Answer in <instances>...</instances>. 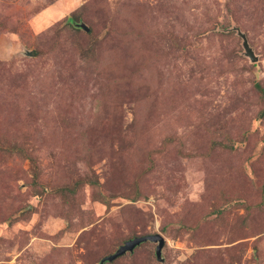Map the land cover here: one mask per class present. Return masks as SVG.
<instances>
[{
  "label": "rangeland",
  "instance_id": "rangeland-1",
  "mask_svg": "<svg viewBox=\"0 0 264 264\" xmlns=\"http://www.w3.org/2000/svg\"><path fill=\"white\" fill-rule=\"evenodd\" d=\"M257 81L264 0H0V264H264Z\"/></svg>",
  "mask_w": 264,
  "mask_h": 264
},
{
  "label": "water",
  "instance_id": "water-1",
  "mask_svg": "<svg viewBox=\"0 0 264 264\" xmlns=\"http://www.w3.org/2000/svg\"><path fill=\"white\" fill-rule=\"evenodd\" d=\"M84 31H88V26L85 23L78 24ZM243 47L245 51V55H247L253 62L257 60V56L254 55L253 51L249 47L246 39L243 41ZM28 54L34 55L33 51H30ZM150 241L156 244L155 246V255L157 260L162 261L161 257V249L164 246V238L160 233H153V234H146V235H140L135 236L131 239L126 240L123 244H121L115 252L108 254L101 258L99 264H104L106 261H111L115 259L116 257L125 254L126 252H132L135 247L140 245L143 242Z\"/></svg>",
  "mask_w": 264,
  "mask_h": 264
},
{
  "label": "trees",
  "instance_id": "trees-1",
  "mask_svg": "<svg viewBox=\"0 0 264 264\" xmlns=\"http://www.w3.org/2000/svg\"><path fill=\"white\" fill-rule=\"evenodd\" d=\"M68 19L70 20V21H73V18H72V16H68ZM77 23V22H76ZM75 29H79V28H76V27H74ZM83 30V29H82ZM85 32H88V31H85ZM253 86H254V88L256 89V90H258L259 92H260V94H262V95H264V86H262L261 84H260V82H255V83H253ZM3 150V149H5V150H7L8 152H16V153H19L23 158H26V157H29L26 153H25V151L24 150H22V148L20 147V146H10V147H5V148H2V147H0V150ZM33 180H35L34 178H32ZM89 183H92V184H99V182H98V180H92V181H88ZM75 184H77V183H75ZM41 189L43 190V187H41ZM74 191H75V188H74V186L72 187V188H66V189H64L62 192H63V196L64 195H66L65 193L66 192H69V194L71 193V194H73L74 193ZM262 192H263V190H262ZM67 197L66 196H64V201H65V199H66ZM248 209H249V207H248ZM136 248V247H135ZM106 256V255H105ZM122 255H120V256H118V257H116L115 259H117V258H119V257H121ZM104 257V255H100L99 257H98V259L96 260V264H99V262H100V260H101V258H103ZM114 259V260H115ZM105 263H107V261L106 262H104V264Z\"/></svg>",
  "mask_w": 264,
  "mask_h": 264
}]
</instances>
